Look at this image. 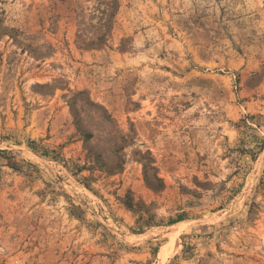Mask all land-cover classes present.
I'll list each match as a JSON object with an SVG mask.
<instances>
[{
  "label": "rangeland",
  "instance_id": "obj_1",
  "mask_svg": "<svg viewBox=\"0 0 264 264\" xmlns=\"http://www.w3.org/2000/svg\"><path fill=\"white\" fill-rule=\"evenodd\" d=\"M0 264H264V0H0Z\"/></svg>",
  "mask_w": 264,
  "mask_h": 264
}]
</instances>
